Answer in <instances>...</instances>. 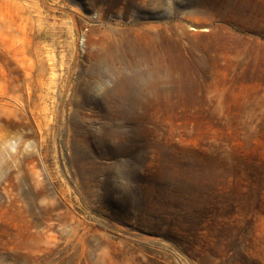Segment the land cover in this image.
Masks as SVG:
<instances>
[{"label":"rangeland","instance_id":"1","mask_svg":"<svg viewBox=\"0 0 264 264\" xmlns=\"http://www.w3.org/2000/svg\"><path fill=\"white\" fill-rule=\"evenodd\" d=\"M0 19L20 25L0 28V264H264V0H0ZM132 72L136 103L104 93Z\"/></svg>","mask_w":264,"mask_h":264},{"label":"bare ground","instance_id":"2","mask_svg":"<svg viewBox=\"0 0 264 264\" xmlns=\"http://www.w3.org/2000/svg\"><path fill=\"white\" fill-rule=\"evenodd\" d=\"M0 28H2L5 32H10V34L13 35V38L15 40L17 38V33L19 32L20 25H19V23L17 21H7L6 19H2V20L0 19ZM153 29H154V27L148 26V25H143L141 27V30L144 31V32L150 31V30H153ZM16 41H17V39H16ZM3 45H5V43H3ZM121 46H119V47H121ZM14 48H16V47H14ZM126 48H127L126 52H128V53H129V50L133 51L134 53L137 52V48L135 47V45L133 43L128 42L126 44ZM17 50H20V49H17ZM107 50L106 51L104 50L103 53L100 54V55H97L95 53L96 61H100V60L105 59V58H109L110 60H112L114 57H116L118 54H120L119 50L115 49V48H111L110 50L107 48ZM17 56H18V54H17ZM16 60H18V59H16ZM40 74H41L42 78L39 80V83H40L42 89H45L46 85H45V82H44V74H43V72L40 73ZM118 79L119 80L117 81V83H116L117 85L114 87V89L106 90L104 93L106 95H109V96L117 95L118 99L121 98L122 100H124V101H126V102H128L130 104L136 103L138 96L142 92V88L145 89L147 87V85L151 84V83H149V80L147 79V74L144 73V72H135V73L132 72L131 74H128V75H126L124 77H121V78H118ZM143 79H144V81H143ZM67 89L68 88H66V90ZM46 91L43 90L44 94H41L39 97L42 98V99L44 97H48L49 94H50L49 93L50 90L46 89ZM75 93L76 94H80L81 97L84 98V99H82V102H88L89 101V98H88L89 94H88V90L87 89H85V88H82V89L77 88V91ZM14 101H17V98L14 99L13 97H9L7 103L9 105H11V103L14 102ZM129 107H130V109L133 108V106H131V105H129ZM44 108L48 109L47 106H45ZM45 109H43V110L45 111Z\"/></svg>","mask_w":264,"mask_h":264}]
</instances>
